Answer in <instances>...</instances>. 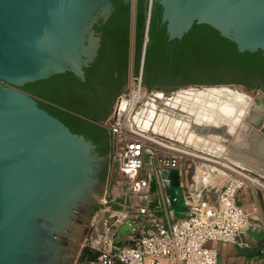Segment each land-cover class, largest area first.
I'll list each match as a JSON object with an SVG mask.
<instances>
[{
	"label": "water",
	"instance_id": "1",
	"mask_svg": "<svg viewBox=\"0 0 264 264\" xmlns=\"http://www.w3.org/2000/svg\"><path fill=\"white\" fill-rule=\"evenodd\" d=\"M147 3H133V76L145 19L142 59L147 29L149 38L141 86L238 83L264 92V0H150L148 11ZM129 7L0 0V264H72L102 208L108 134L100 124L126 87ZM260 115L245 128L264 149ZM159 177L182 218L179 171ZM148 192L141 205L161 218L153 175Z\"/></svg>",
	"mask_w": 264,
	"mask_h": 264
},
{
	"label": "built area",
	"instance_id": "2",
	"mask_svg": "<svg viewBox=\"0 0 264 264\" xmlns=\"http://www.w3.org/2000/svg\"><path fill=\"white\" fill-rule=\"evenodd\" d=\"M141 77V69L137 76L129 73L126 87L100 124L109 135L108 168L123 180L112 195L118 193L124 201L112 210L113 197L104 200L110 205L94 216L91 234L73 264H218L217 251L207 244L248 247L240 238L250 226V217L238 204L237 195L251 188L264 205V181L237 166L214 201L206 197L204 192L209 190L204 187L183 195L186 210L182 218H175L165 194L167 181L159 173L179 171L181 157L186 155L175 151L174 140L145 125L151 104L160 98L141 86ZM152 175L161 218L141 205L151 201Z\"/></svg>",
	"mask_w": 264,
	"mask_h": 264
},
{
	"label": "rangeland",
	"instance_id": "3",
	"mask_svg": "<svg viewBox=\"0 0 264 264\" xmlns=\"http://www.w3.org/2000/svg\"><path fill=\"white\" fill-rule=\"evenodd\" d=\"M130 1H131V12H130V14H131L130 15L131 48H130L129 73L132 71L131 70V59H132V44H133V3H134V0H130ZM224 86L226 88H228L230 91H237V92H240V93H243V94L249 96L253 100V102L255 104L254 105L255 108H257L256 106L262 105V103L264 102V93H262L261 91H257V90H246L244 87H242L240 85L187 86V87L168 90V91L152 90V92L154 94H160L159 95L160 99H157L156 102L154 103V105H156V109H157L156 113L157 114L160 113L159 110L160 111L163 110L167 114H170L173 117V119L177 122L179 120H181V121L184 120L182 122H184L186 124V126L188 125L186 127L187 133L190 130L189 132L192 134L191 128H194L195 131L197 130L196 133L194 132L195 133L194 138H198L199 136H201L202 140H204L201 142H204L205 145H208L206 147L204 145L202 147H198V148L193 147L192 148L190 145L186 146V144L184 142H183L184 144L180 143L179 141H177L178 143L177 142L175 143L179 150H185V151H187V153H189L186 156H182L181 160H180V168H179V172H181L180 184H181V189H182L183 195H188L189 192H192V190H193L192 187L194 185V182H192V181L194 180V181H196V186L194 189H199V188L204 187L205 191L209 190L207 192H204V194L206 195V197L210 198L213 201L215 199L216 194H217L218 190L220 189V187L225 183V181L231 175V171L229 170L230 169L229 166L232 168L237 167V164H236L237 161L235 160L236 156L234 158V154L236 155L237 151L245 152V150H246V149H240V148H238V146H236L235 138H234L235 136L234 135L230 136L227 134L226 130H228V129L226 126L223 125V123H220L221 121H219L220 124H213L211 122L210 123L207 122V123H205V126L203 127L201 124L194 123V118L191 115L186 113L184 110H180L179 107H176L178 104L175 103V100H176V98H178V96L186 97L187 102H190L192 104L191 97L185 96V95H188L189 91H196V90H200L201 88H207V87H219V88H221ZM183 100L184 99L182 98V101ZM220 100L222 101V99H220ZM203 101L204 102H202V103L200 101L197 102L198 105L196 107H198V108H196V112H201L203 114L206 112H209L210 114H212L214 116H217L219 114V109H218V103L219 102L217 100H215V101L203 100ZM199 102L201 104H199ZM193 103H194V99H193ZM211 103L213 104L212 106L209 105ZM253 113L255 114V113H257V111L250 112L248 120H245V122H244L248 126H253L250 123L252 120L251 118H252ZM197 121L201 122L200 119H198ZM203 124H204V122H203ZM218 129H220V131H221L220 136L214 137L215 136L214 135V136L210 137V135L213 132H215L214 130H218ZM238 129H239V127L236 130H238ZM187 133H186V135H187ZM214 134H218V132H215ZM223 136H227V137L223 138ZM216 142H222V143L225 142L224 146H226V150L230 149L231 151L228 150L229 153H222V155H220V156H215V155H212V154L204 151V149H200V148H204V147L205 148L213 147L212 145H216L217 144ZM233 147H234V150H233ZM230 153L233 155H231ZM180 154H182V153H180ZM182 155H184V154H182ZM238 159L242 160V158H238ZM233 162H235V163H233ZM222 163H223V165H221ZM225 166L228 168H223ZM238 166L241 168L247 169L251 173H254L255 177L260 176L261 177L260 180L264 181V168L263 167H260V169H250V168L243 167L241 165H238ZM214 169H216V171ZM122 181L123 180L118 175L113 173L112 170H110L108 168V173H107V178H106V186L104 187V190L102 193V200L105 199L106 201H109V199L113 197V200L111 201V205L116 204L117 201H120L119 204H122L123 200H120L121 198H123L122 195H119L118 193H115V195L113 194L114 196L112 195V192L116 188L117 183L121 184ZM245 189H248V190L243 192V193L241 192L243 194L242 199H244V200H246L252 204L254 203L258 210L260 208H262L264 210V205L260 202L259 195H256V193L251 188H245ZM237 197H238V195H237ZM109 205L104 204L103 207L106 209V207ZM109 209L114 210L112 208V206H109ZM100 210L98 212H102L104 209L102 208ZM91 222H92V220H91ZM91 222H90V224H91ZM90 224H89V226H90ZM91 231L92 230L90 229V234H91Z\"/></svg>",
	"mask_w": 264,
	"mask_h": 264
},
{
	"label": "bare ground",
	"instance_id": "4",
	"mask_svg": "<svg viewBox=\"0 0 264 264\" xmlns=\"http://www.w3.org/2000/svg\"><path fill=\"white\" fill-rule=\"evenodd\" d=\"M157 95L160 98L159 96L160 94ZM185 96L191 97L193 105L190 102H187L186 97L178 96V98H176L175 100V103L178 104L176 107H179L180 110H184L186 113L191 115L194 118V123L201 124L203 127L207 122L208 123L211 122L213 124L223 123V125L226 126L228 129L226 130L227 134L230 136L231 135L235 136L234 138H235L236 146H238V148L240 149H246L245 152L237 151L236 155L234 154V158L235 156L237 158V159L235 158V160L237 161V162L235 161L237 166L241 165L243 167L250 169H260V167L264 168V149H262L256 143L254 144L253 141L254 137H252V134H248L246 132V128H245L246 123H244L245 119L247 118L246 116L250 112L257 111L259 116H261L260 115L261 113H264V102L262 103V105L256 106L257 108H255L254 107L255 104L249 96L237 91H230L225 86L221 88L219 87L201 88L200 90L189 91L188 95ZM182 98L184 99L183 101ZM193 99H194V103H193ZM220 99H222V101ZM197 100L200 101L201 103L204 102L203 100H210V101L217 100L219 102L218 103L219 114L217 116H214L209 112H206L204 114L201 112H196V108H198L196 107L198 105ZM200 102L199 104H201ZM151 105L152 107L149 109L148 118L146 119L145 125L151 128L153 132L156 133L158 132L162 135H165L166 137L174 140L175 142L179 141L182 144L185 143L186 146L190 145L192 148L193 147L198 148L205 145L204 142H201L204 141L202 140L201 136H199L198 138H194L195 137L194 134L197 132V130L195 131L194 128H191L192 134L189 132L190 130L187 133L186 127L188 125L186 126V124L182 122L184 120L182 121L179 120L177 122L173 119V117L170 114H167L163 110L162 111L159 110L160 113L157 114L156 113L157 109L155 108L156 105L155 106L153 104ZM209 105L212 106L213 104L211 103ZM198 119H200L201 122L197 121ZM219 121L221 122L219 123ZM253 122H255L254 119ZM238 127L239 129L236 130ZM214 131L218 132V134H214L215 132H213L210 135V137L214 135H215L214 137L220 136L221 133L220 129ZM227 136H223V138H226ZM216 143H217L216 145H212L213 147L205 148L206 146H208L205 145L204 148H200V149H204V151L215 156H220L222 155V153H229L228 150L230 149L226 150V146H224L225 142L224 143L216 142ZM172 147L179 154L180 153L184 155L189 154L185 150H179L177 145L175 144H173ZM238 158H242V160ZM221 165H223V163ZM226 166L223 168H228ZM229 170L232 172L233 168L230 167ZM251 179H253V177H251Z\"/></svg>",
	"mask_w": 264,
	"mask_h": 264
},
{
	"label": "crops",
	"instance_id": "5",
	"mask_svg": "<svg viewBox=\"0 0 264 264\" xmlns=\"http://www.w3.org/2000/svg\"><path fill=\"white\" fill-rule=\"evenodd\" d=\"M192 182H194L192 187L194 189L196 181ZM247 190L243 189L238 193L237 202L250 217V226L240 238V241L247 243L248 247L242 248L238 245L217 242L208 243V247L217 251L218 264H264V212L262 208L258 210L254 203L242 199V193Z\"/></svg>",
	"mask_w": 264,
	"mask_h": 264
},
{
	"label": "trees",
	"instance_id": "6",
	"mask_svg": "<svg viewBox=\"0 0 264 264\" xmlns=\"http://www.w3.org/2000/svg\"><path fill=\"white\" fill-rule=\"evenodd\" d=\"M149 2H150V0H148V3H147V11H148ZM151 6H152V0H151ZM151 6H150V10H149V20H150ZM147 11H146V18H147ZM135 13H136V11H135ZM130 15L131 14H130V7H129V25H128V47H127V75H126V83H127V79H128V75H129V65H130V62L129 61H130V48H131V39H130ZM148 27H149V22H148ZM134 31H135V24H134ZM145 36H146V19H145V26H144V33H143V39H142V46H141V54H140V62H139L138 72H139L140 68L143 69L145 48H146V45H147L148 39H149L148 38V29H147V42L145 44L144 54H143V59H142V49H143V44H144ZM133 55H134V33H133L132 59H131V70H132L131 72L132 73H133ZM141 74H142V71H141ZM216 85H240V86L244 87L246 90H260L259 88H249V89H247L243 84H238V83L186 84V85H183V86H180V87H176V88H172V89H160V88H153V87H147V86H143V87H145L148 90L168 91V90L183 88V87H187V86H216ZM260 91L263 92L262 90H260ZM114 102H115V100L113 101V103L111 105V110H112V107H113ZM110 113L106 116V118L104 119V121L107 119V117L110 115ZM107 134H108V132H107ZM108 154H109V135H108ZM107 171H108V168L106 169V176H107ZM119 203H120V201H117L116 204L111 205L112 208L113 209H118Z\"/></svg>",
	"mask_w": 264,
	"mask_h": 264
},
{
	"label": "flooded vegetation",
	"instance_id": "7",
	"mask_svg": "<svg viewBox=\"0 0 264 264\" xmlns=\"http://www.w3.org/2000/svg\"><path fill=\"white\" fill-rule=\"evenodd\" d=\"M257 91H260V90H257ZM263 93V92H262ZM108 165H109V163H108V159H107V168H108ZM107 173H108V171H107ZM106 178H107V176H106ZM106 186V179H105V184H104V187ZM104 190V189H103ZM104 200L105 199H103L101 202H102V208L104 209ZM101 208V209H102ZM100 210V209H99ZM99 210H95L94 211V213L92 214V216H91V218H90V222H91V220H92V222H91V224H90V222H89V224H90V226L88 225V228H87V230H86V232H85V235H84V237H83V240H82V243H83V241L89 236V234H90V229H91V226H92V223H93V218H94V216L96 215V213H98V211ZM101 211V210H100ZM82 243H81V245H82ZM80 245V246H81ZM80 249V248H79ZM78 254H79V250L77 251V253H76V255H75V257H74V259H73V261H72V264H73V262L75 261V259L77 258V256H78Z\"/></svg>",
	"mask_w": 264,
	"mask_h": 264
}]
</instances>
